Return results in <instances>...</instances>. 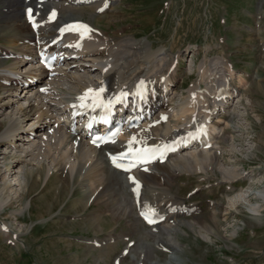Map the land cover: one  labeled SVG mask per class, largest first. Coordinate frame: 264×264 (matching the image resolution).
I'll return each mask as SVG.
<instances>
[{"label":"bare ground","instance_id":"bare-ground-1","mask_svg":"<svg viewBox=\"0 0 264 264\" xmlns=\"http://www.w3.org/2000/svg\"><path fill=\"white\" fill-rule=\"evenodd\" d=\"M4 1L3 33L11 48L9 52L6 46L0 49V58L9 56L12 63L0 69V121L5 122L0 131L1 159L12 156L16 163L9 175L0 177V210L21 197L29 188V178L36 173L43 171L44 181L54 174L65 173V182L69 181L70 185L77 179L82 186L87 196L86 205L91 202L95 206L102 205L103 211L116 218L115 209L129 216L130 229L134 233L145 225L138 216L154 210L159 221L139 236L135 249L137 252L145 247L151 249L146 241L160 239L171 249L168 264L171 261L179 263L176 251L181 247L175 235L181 224L171 223L180 211L170 208L172 204L189 208L170 192L174 179L181 173H198L201 180H207L208 171L215 169L221 176L217 184H230L228 189L236 194L227 196L224 221L227 222L229 214L238 212L242 204L248 205L252 217L260 215L261 206L252 205L246 191H235L232 186V183L251 177L240 170L237 174V166L230 167L227 162L230 158L224 155L225 149L234 150L228 130L229 118L239 116L236 110L239 93L233 85L237 78L228 60L203 61L197 69L198 87H193L188 95H177L178 75L166 54L146 58L145 44L127 35L115 41L104 31L93 28L86 39L59 33L62 24L59 27L57 24L63 16L78 12L73 7L90 4L95 5L98 12L110 11L113 0ZM27 7L33 8L35 27L26 21ZM43 50L46 53L54 51L61 58L50 74L40 70L36 60ZM103 84H107L114 110L125 112V128L114 143L95 148L85 138L84 122L75 115L71 103L89 89L95 90ZM202 84L206 88L203 89ZM125 94L128 98L120 101L118 98ZM137 118L140 119L137 127L130 128L128 122ZM195 128H200L202 136L192 131ZM133 138L135 149L171 144L177 150L170 153L163 164L153 163L128 174L118 173L109 163L108 153L128 150V141ZM129 176L139 184V196L133 191L136 184L128 179ZM257 194L264 203V190ZM168 203H172L170 207ZM221 208L219 203L211 201L210 215L198 216L196 223L187 221V225L200 224L199 234L211 242L215 226L220 224L217 215ZM20 212L21 209L15 214ZM98 213L92 214L89 223L101 230L102 217ZM3 232L10 234L9 230ZM234 232L226 234L233 236ZM148 254V262L138 263L161 264L154 261V252Z\"/></svg>","mask_w":264,"mask_h":264},{"label":"rangeland","instance_id":"rangeland-1","mask_svg":"<svg viewBox=\"0 0 264 264\" xmlns=\"http://www.w3.org/2000/svg\"><path fill=\"white\" fill-rule=\"evenodd\" d=\"M4 2L0 0V49L6 46L9 52L11 46L3 33ZM73 9L78 12L63 16L58 27L65 20L86 21L115 41L127 35L145 44L146 58L164 53L170 63L175 61L172 65L175 63L178 75L177 95H188L198 87L197 69L203 61H229L237 78L233 85L239 88V116L229 118L234 150L225 149L224 155L230 158V167L237 166V174L240 170L251 177L232 183L234 190L246 191L250 203L262 209L259 216L252 217L248 205L242 204L226 222L223 214L227 196L236 193L228 189L227 182L217 184L221 180L219 172L208 171L207 180H201L198 173H181L170 192L191 208L171 221L181 224L175 234L181 244L176 251L179 263L171 264H264V203L257 194L264 190V0H113L110 11L98 12L90 4ZM8 57L0 58V69L12 63ZM4 124L0 121V131ZM1 147L0 143V177L9 175L16 163L12 156L1 159ZM63 176L65 173L60 172L44 181V172L36 173L29 178V188L21 197L1 208L0 225L5 223L10 234L0 232V264H140L149 261L148 252H154V261L168 264L171 249L160 239H148L146 243L152 250L145 247L138 251L141 256L137 254L139 236L152 227L142 225L134 233L129 216L115 209L117 219L103 211L102 205H86L87 196L78 180L73 179L69 185ZM211 201L222 208L217 215L220 224L208 242L199 234L200 224L189 227L187 223L210 215ZM175 208L179 207L170 209ZM98 211L101 230L89 223ZM227 231L235 232L230 236Z\"/></svg>","mask_w":264,"mask_h":264},{"label":"snow or ice","instance_id":"snow-or-ice-1","mask_svg":"<svg viewBox=\"0 0 264 264\" xmlns=\"http://www.w3.org/2000/svg\"><path fill=\"white\" fill-rule=\"evenodd\" d=\"M31 11L32 10L29 9V19L30 20L32 18L31 17ZM54 15H55V13H53V16ZM33 26L34 27L36 26L35 23H33ZM67 30L68 31L80 30L79 31V35H80V38L81 39L84 38L86 32L91 31L86 25L69 26V28ZM61 31L63 33V31H65V30H61ZM142 85H143V82H141V86ZM91 92H92V90L89 89L88 90V93H86L84 97H81V100H84L85 98H87L89 96V94H91ZM100 92H103V89L102 88L100 89ZM96 95L98 96L99 93H97ZM96 106H100V105H96ZM105 107H107V106H105ZM112 135L115 136V133H113ZM112 142L114 143V140ZM134 143H135V139L134 138L132 140H129L128 141V144H127L128 151L126 153H122L119 156H112L111 157L112 162H113V164H114L115 167L122 168L124 171H130V168L135 166L134 163H132L129 167H124L121 163H119V161L124 160V159L128 158L129 156L132 157L133 161L139 160L141 163H148L149 162V159L147 158V154L149 152H151L152 150H150V149H135V148H133V144ZM146 170L147 169H145V171ZM128 179L130 181H132L133 184H136V188L133 189V191L136 192L137 189L139 188V185L137 184V182L131 176H129ZM152 214L155 215L154 210H152ZM141 215L144 216V218L148 221V223H150V224L153 223V220L150 219L147 214H145V213L142 212Z\"/></svg>","mask_w":264,"mask_h":264}]
</instances>
